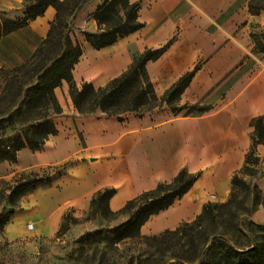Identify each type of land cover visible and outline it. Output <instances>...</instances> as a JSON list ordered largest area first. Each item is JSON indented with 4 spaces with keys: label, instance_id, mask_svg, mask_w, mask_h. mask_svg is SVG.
Here are the masks:
<instances>
[{
    "label": "crops",
    "instance_id": "1",
    "mask_svg": "<svg viewBox=\"0 0 264 264\" xmlns=\"http://www.w3.org/2000/svg\"><path fill=\"white\" fill-rule=\"evenodd\" d=\"M102 1L90 0L70 31L74 43L83 48L73 69L78 85L89 81L96 87L104 86L122 74L136 55L174 38L160 58L147 64L157 94L163 95L182 74L199 63L200 69L178 104L206 103L212 107L199 115H185L175 114L170 106L167 109L162 106L164 111L156 112L154 121H134L136 131L124 132V127L117 124L123 122L119 119L107 123L104 118L80 113L70 95L68 82L63 80L55 88L62 107V112L57 113L61 121L55 122L59 132L53 135L58 137V143L46 158L69 159L78 147V131L85 139V145H81L82 157L91 149L100 153L101 158L72 165L69 177H61L53 197L63 205L86 208L96 191L115 187L117 191L110 199V207L116 211L158 183L172 181L182 168L191 173L201 172L188 192L166 210L151 216L141 228V233L146 235L158 234L192 221L206 203L224 202L229 198L232 178L244 164L252 144L251 121L264 114V67L235 77L216 103L209 99L215 88L239 69L242 60H238L237 50L245 47L244 39L247 40L252 23L264 28V10L251 14L249 0L240 4V0H140L139 20L144 26L112 45L96 49L88 43L84 32L99 31L94 13ZM13 4L14 0H0V7L6 9ZM227 12L226 18L218 21ZM56 14V8L50 5L43 15L0 37V67L13 69L28 62L47 38ZM97 71L103 79L99 83L93 80ZM97 111L106 114L100 109L93 113ZM70 132L73 135L66 137ZM32 153L30 148L24 147L18 151V160L29 159ZM258 215L256 212L254 218ZM54 225L52 221L47 228L51 230ZM5 229L6 234L8 229L18 231L16 227L9 228V223Z\"/></svg>",
    "mask_w": 264,
    "mask_h": 264
},
{
    "label": "trees",
    "instance_id": "2",
    "mask_svg": "<svg viewBox=\"0 0 264 264\" xmlns=\"http://www.w3.org/2000/svg\"><path fill=\"white\" fill-rule=\"evenodd\" d=\"M25 1L27 5L24 18L7 20L10 24L8 29L2 28L0 23V37L43 15L46 8L51 5L56 8L57 14L50 23L48 36L42 44L55 41L60 46V51L51 58L49 64L35 68L37 82L27 87L24 107L8 113L7 116L0 114V161L15 162L19 150L24 147L32 151L40 150L50 136L57 134L58 127L52 115L62 112L55 88L60 86L63 80L68 82L74 105L82 114L93 113L100 109L107 115L123 121L127 113L142 115L165 103L175 114L187 110L185 115H199L211 109L212 105L206 103L177 104L200 69L199 63L182 74L163 95L157 94L147 64L160 58L171 46L174 38L160 47L147 48L136 55L122 74L111 79L104 86L96 87L89 81L78 85L74 80L73 68L79 61L83 48L79 43L73 42L67 30L72 20L90 0L77 6L70 20L65 19L61 13L62 6L67 4L66 0ZM140 6V0H103L94 13L99 31L84 32L88 43L100 49L141 29L144 23L139 20ZM248 6L251 14H260L264 10V0H249ZM252 38L255 49L264 54V33L253 34ZM27 66L24 64L16 70L19 71ZM18 78L19 76H14L9 81L10 90L20 81ZM2 101L3 97L0 95V105ZM16 121L25 123L29 121V124L23 126L15 135L8 136L9 128L14 126ZM251 125L252 144L246 155L243 171L245 174H252L254 166L260 160L257 156V146L264 144V114L255 116ZM66 167L65 163L62 166H50L41 170H22L11 180L3 181L0 188V208L4 201L8 206H4L3 211H0V230L21 209L20 201L24 196L43 185L51 184L65 173ZM200 175L201 172L191 173L186 168H182L172 181L158 183L155 188L138 194L116 211L110 207V199L116 193V188L99 189L90 200V214L87 219L98 214L108 220L120 215H127V219L113 227L87 232L80 241L95 242V235H100L101 239L111 244L133 242L135 252L130 258H124L122 264H264V243L237 248L230 243L227 234L219 230L224 225V216L228 215L231 226L233 220L234 230L244 234L233 206L238 199L236 188L250 191L251 186L239 173H235L232 178V191L226 201L206 203L203 211L195 219L185 221L175 229H167L153 235L141 233L142 226L151 216L174 204L190 190ZM77 222V218L71 214H64L57 234L66 233L70 226ZM258 228L263 230L264 225H258Z\"/></svg>",
    "mask_w": 264,
    "mask_h": 264
},
{
    "label": "rangeland",
    "instance_id": "3",
    "mask_svg": "<svg viewBox=\"0 0 264 264\" xmlns=\"http://www.w3.org/2000/svg\"><path fill=\"white\" fill-rule=\"evenodd\" d=\"M84 1L86 0H66L67 4L63 5L61 8L63 17L70 20L77 6ZM242 1L243 0H240L239 4L242 3ZM26 5L27 2L25 0H14V4L11 8L9 7L6 9L0 7V23L2 28L8 29L10 27V24L7 23L9 19H23ZM86 5L87 4H85L84 7ZM230 10H232V6ZM228 13L229 12L222 15L218 21L225 19ZM74 20H72L70 28L67 30L70 37V31L73 29ZM18 29L19 28L13 31ZM262 33H264L262 25L252 23L249 26L247 40L243 38L245 47L237 50L238 60H242L238 65L239 69L233 77H230L222 85L215 88L214 93L209 99L210 102L216 103L221 99L226 87L232 83L235 77H238L246 71H256L264 67V54L255 49L252 38L253 34ZM59 51L60 46L55 43V41L47 44H40L29 61L25 63L28 65L27 68H22L17 71L16 68L22 65L13 69H4L0 67V95L3 97L2 104L0 105L1 115L7 116L8 113L16 112L24 107L27 87L37 82L35 68L40 65L49 64L51 58ZM73 69H75V66ZM14 76H19L18 79L20 81L15 83L10 90L9 81ZM101 77V73L97 71L93 75V80L96 83L102 82L103 79ZM79 82L81 83V81ZM58 93L61 97L60 90H58ZM162 106H167L165 109L169 107L166 103ZM162 106L148 111L144 113V115L127 113L123 117L122 124H117L120 127H124V132L136 131L133 129V127L136 126L133 123L134 121H154L153 115L156 112L164 111ZM186 112L187 110H183L180 113L184 114ZM67 114L68 113H65V115ZM87 114H91L90 116L92 118H104L107 120V123H109L108 121H118L117 117L102 114L100 111ZM52 117L57 124L60 123L61 117L58 114H53ZM27 124H29V121H26V123L16 121L15 125L9 128L7 135H15ZM67 135L66 137H70L73 134L70 132ZM78 135L80 140L76 135L78 140L77 150L72 153L69 159L55 161L52 157L46 158V155L51 154L53 145L58 143V137L52 135L49 137L47 145H44L40 150L33 151L29 159L23 161L17 159L15 162L8 160L0 161V188L3 181L11 180L17 172L22 170H41L50 166H62L63 163L67 162L65 173L61 177L65 175V178H68L70 173L69 170L72 165L81 163L82 160H86L87 162L98 161L101 158L100 153H94L90 151L91 149L87 151L86 157H82L83 155L81 153L83 150L81 149V145H85V139L79 131ZM84 151L86 152V150ZM257 156H259L260 160L259 163L254 166L252 174L243 173L246 158L242 167L235 172L239 173L241 178L251 186L250 191H245L240 187L236 188L238 199L233 206V210L238 214L239 223L244 234L234 230L233 220L231 226L228 215L224 216V225L219 229L227 234L226 236L229 238L230 243L237 248L264 243V229L258 228V225H264V144H259L257 146ZM61 177L55 179L49 185L39 187L36 191L21 199V209L17 211L8 222L9 228L16 227L18 231L14 233L8 229L6 234L5 227L0 230V264H122L124 258H130V255L135 252V245L133 242H128L127 244H111L105 239H101L100 235H95V242L87 241L82 243L80 241L87 232H94L97 229H106L108 226L113 227L122 223L127 219V215H120L113 220H108L101 214H98L87 219L90 214V204L86 208H81L70 204L63 205V203L55 201L53 192L56 188L59 189ZM4 206H8L6 201L2 203L0 211H3ZM256 212H259V215L254 218ZM66 213L77 218L78 222L73 223L66 233L58 235V229ZM52 221L55 222V225L53 229L49 230L47 224Z\"/></svg>",
    "mask_w": 264,
    "mask_h": 264
}]
</instances>
